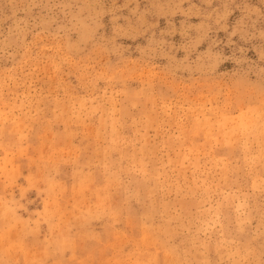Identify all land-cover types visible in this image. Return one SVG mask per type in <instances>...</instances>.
Listing matches in <instances>:
<instances>
[{
    "label": "rangeland",
    "instance_id": "374dc122",
    "mask_svg": "<svg viewBox=\"0 0 264 264\" xmlns=\"http://www.w3.org/2000/svg\"><path fill=\"white\" fill-rule=\"evenodd\" d=\"M0 264H264V0H0Z\"/></svg>",
    "mask_w": 264,
    "mask_h": 264
},
{
    "label": "bare ground",
    "instance_id": "6f19581e",
    "mask_svg": "<svg viewBox=\"0 0 264 264\" xmlns=\"http://www.w3.org/2000/svg\"><path fill=\"white\" fill-rule=\"evenodd\" d=\"M28 235V234H27Z\"/></svg>",
    "mask_w": 264,
    "mask_h": 264
}]
</instances>
